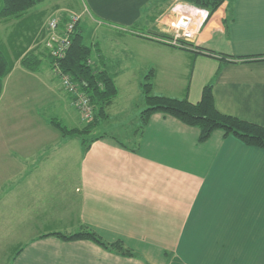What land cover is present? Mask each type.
<instances>
[{"label": "crops", "instance_id": "0c3cea01", "mask_svg": "<svg viewBox=\"0 0 264 264\" xmlns=\"http://www.w3.org/2000/svg\"><path fill=\"white\" fill-rule=\"evenodd\" d=\"M179 2L186 1L82 0L97 38L108 26L133 42L126 45L137 58H110L109 46L99 39L95 43L101 66L95 68L112 74L119 89L112 105L121 99L120 75L142 87L153 71L157 94L181 97L189 84V100L196 103L213 81L219 111L264 126V60L224 63L200 54L190 71L192 58L186 51L155 40ZM49 4L51 10L37 9L45 16L63 9L58 0ZM133 25L150 31L126 34ZM194 29L193 44L200 49L264 56V0H226ZM35 45L43 49L39 39L31 47ZM9 75L0 97V264H264L263 148L220 129L200 142L197 127L156 112L141 134L133 132L128 140L98 133L86 151L82 143L77 181L69 189L66 176L73 170L44 164L58 155L46 150L50 142L68 137L51 125L52 116L68 126L83 124L72 96L53 74L46 54L38 69L18 60ZM23 79H30L34 98L19 93ZM119 141L139 144L132 149ZM52 190L69 191L64 202L77 214L64 218L49 211L44 192ZM81 224L108 242L122 240L135 255L118 254L88 239L43 236L74 232ZM19 228L27 232V241L9 254Z\"/></svg>", "mask_w": 264, "mask_h": 264}, {"label": "trees", "instance_id": "16d2710c", "mask_svg": "<svg viewBox=\"0 0 264 264\" xmlns=\"http://www.w3.org/2000/svg\"><path fill=\"white\" fill-rule=\"evenodd\" d=\"M43 1L44 0H0V19L4 21L15 19L16 21L13 29L7 36V45L9 49L0 48V97L3 93L4 79L10 74L16 61L19 60L24 67L30 70H36L41 66L43 54L48 56L51 63L53 61L51 56L40 48V45L31 47L33 40L36 41L37 33L41 30L46 15V11L33 8ZM184 1L209 10L211 15L226 0ZM65 19L66 17H64V20ZM156 41L160 42L158 40ZM160 43L172 46L164 42ZM190 45L193 46L194 44L190 43ZM180 49L186 51L192 58L190 71H192L195 58L200 54L219 58L224 63L237 62L240 60H264V56L236 57L214 52L212 50L200 49L196 46L193 48ZM92 52L93 47L84 42V36L82 30L79 28L78 22L72 35V44L67 55L61 59L60 64L63 71L70 74L80 83L81 87L89 93L91 101L95 106V115L92 120L84 123L82 126L72 127L62 123L58 119H51V125L63 136L80 137L90 133L99 124L101 118H107L109 116L107 109L119 93L113 75L106 70H98L89 63ZM153 75V71H150L142 83L146 107L140 112L141 124L134 131L135 134H141V131L153 113L162 112L177 118L187 125L197 127L199 129L200 142L208 140L215 130L220 129L223 130L226 135H233L247 145L264 149V126L219 111L215 103L213 81H210L203 87L201 99L193 103L189 100L188 96L189 84H187L184 94L181 97L155 93ZM81 140L84 145V150L86 151L90 146V142L85 137ZM119 142L124 146L131 145L132 149H136L139 144ZM48 235H56L64 240L88 239L118 254L135 255V252L126 246L122 240L108 242L96 231L83 224L74 232L67 233L56 231L44 234L43 236Z\"/></svg>", "mask_w": 264, "mask_h": 264}, {"label": "rangeland", "instance_id": "374dc122", "mask_svg": "<svg viewBox=\"0 0 264 264\" xmlns=\"http://www.w3.org/2000/svg\"><path fill=\"white\" fill-rule=\"evenodd\" d=\"M51 1H54V0H44L43 2H41L40 4L35 6L33 9H37L40 7H48L50 9L49 3ZM58 3L63 8L62 10L60 9L61 10L60 13L63 14L62 16H64V17H67L68 15H70L73 12H77V13L82 14V17L79 21V28L82 30V34L84 36V42L88 45L93 46V52H92L91 58L94 59L95 64H92V62H91V64L94 67L101 68V66L99 64V59H97V58H99V56H98V53H96L95 47H94L97 39H99L101 41L102 44H100V45H103L106 48L109 46L107 48V50L110 53V58H123L125 55L127 58H137L134 54H132L131 50H133V48L129 49L126 45V42H130V45H131V43H133L130 41L131 39L128 37H127L128 39L120 38L118 35V32L115 29H111L108 26H103L97 32V36L99 38L96 37V34H95L96 24L91 23L92 20L90 19V17H88L89 15L87 13L86 6L81 4L82 0H58ZM0 4H1V2H0ZM70 4L73 6V10H71V8L69 7ZM79 6H80V8H79ZM50 10H48L47 12H49ZM53 11H54V9L52 10V12ZM58 11L59 10L49 14V16H45V18H44L45 21L41 27V30L37 33L36 38L38 37V34L44 28L49 17ZM108 21H111V20H107L106 22H108ZM12 22H16L15 19L9 20V21H4V20L0 19V48H2V49H7V50L9 49V46L7 45V36L11 32V30L13 29L14 25L12 26ZM108 23H110V22H108ZM127 30L128 31H126V34H130V33L132 34V32L149 33V31H150V30H145L142 26H139V25H133L132 27H128ZM102 37H105V38H102ZM178 49H180V48H178ZM23 72H28V74H32L27 69L23 70ZM9 77H10V75H9ZM6 78H8V76H6L4 80H6ZM22 81H23L24 85H23L22 90H20L19 93L24 91L25 94H28V95L22 96L24 99H26V97L28 99L34 98L35 95L31 94L32 91H29V89L34 88L33 86H31L30 79H28V80L23 79ZM118 84L120 87L121 99L115 100V103L113 105L111 104L109 106V108L107 109L109 116L107 118H101L99 124L90 133L84 134V136H80V137L75 136V137H72V139H71V136H68L66 138L61 136V137H59L61 139L58 138L56 140H52L49 144L48 149H46V150H52V149L57 150L58 155L55 156L54 158L48 160L44 164L45 167L49 166L50 168H54L56 166H67L68 169L73 170L72 175H70L69 177H68V175L66 176L68 179L67 184H68L69 189H70L69 184L71 185L72 183L77 181V170L76 169H77V165H78V157H79L81 151L83 150V147H82L83 145H82V140H81V139H83V137H85L89 141L92 137H94L98 133L99 134L109 133V134L115 135L119 139L125 141V140H128L130 137L134 136L133 132L141 124L140 112L146 107L142 87L137 83L136 80L128 79L126 77V74H122L118 77ZM23 105L25 107H27V105H30V103H25ZM74 106H75V104H74ZM75 109L80 114V111L78 110V108L76 106H75ZM80 116H81V114H80ZM51 119H58V118H54L52 116ZM81 119H82V117H81ZM58 120H60V119H58ZM62 123L68 124V122L66 120H64ZM84 123H86V122L83 121V124ZM83 124H81L79 126H82ZM57 132H59V131H57ZM62 191L63 190H61V191L59 190V192H57V191L52 190L50 192H44V194H45L44 195V198H45L44 201L49 202V204H50L49 206H46V208H48L49 211H52L53 214L58 211L60 213V215L64 218L73 216L74 213L76 215L77 214V212H76L77 208L76 209L74 208L75 212L71 211L66 206L67 203L64 202V201L70 199V197H71L70 192L68 191L66 193V192H62ZM73 198H76V197H72V199ZM62 210L67 211L69 213L72 212V215H67V213L62 212ZM19 217L21 218V215ZM19 226H20V224H14V228H17ZM20 228H19V231H20ZM26 235H27V232H25V233H22L21 231L19 232V238L16 240H13V242H11L12 245H10V248L8 249L9 254L14 253V251L16 250V246L18 247L27 241ZM3 257H4V252L1 254V258H3Z\"/></svg>", "mask_w": 264, "mask_h": 264}, {"label": "built area", "instance_id": "2783aa9c", "mask_svg": "<svg viewBox=\"0 0 264 264\" xmlns=\"http://www.w3.org/2000/svg\"><path fill=\"white\" fill-rule=\"evenodd\" d=\"M54 13L49 17L42 31L36 39L42 43V48L52 58V71L58 77L62 87L73 98V103L80 111L82 121L88 122L94 118L95 106L89 93L81 87L70 74L63 71L60 61L67 55L72 44V35L80 21L82 14L73 12L64 20L63 14ZM171 17L168 23H164L166 29L154 38L160 42L178 48H193L191 46L195 37L194 26L198 20L200 25L208 19L210 12L207 9L197 7L189 2L178 3L171 7L167 14ZM64 20V21H63ZM91 63V60H89Z\"/></svg>", "mask_w": 264, "mask_h": 264}]
</instances>
